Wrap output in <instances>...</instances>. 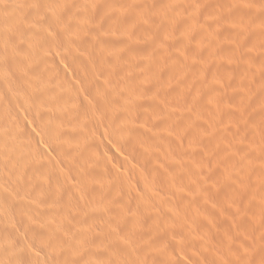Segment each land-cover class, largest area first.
Segmentation results:
<instances>
[{
	"label": "rangeland",
	"instance_id": "374dc122",
	"mask_svg": "<svg viewBox=\"0 0 264 264\" xmlns=\"http://www.w3.org/2000/svg\"><path fill=\"white\" fill-rule=\"evenodd\" d=\"M111 2L112 11L104 8L102 0H0V264H264V0ZM40 11L51 21L49 26L39 22ZM92 27L103 33L100 41L84 39ZM32 29L37 33L31 34ZM120 29L125 33L117 38L115 32ZM68 40L75 43L69 45ZM70 51L81 57L87 53V62L94 52L102 51L105 60L109 52L107 57L113 61H108L113 64L96 67L99 72L93 78L89 68L74 67ZM38 59L44 61L39 65L41 76L25 74ZM109 76L116 94L132 97L134 102L126 108L114 102L98 109L130 107V113L120 115H126L122 120L132 121L138 130L157 123L161 131L168 128L174 150L183 148L184 156L196 150L198 170L181 169L176 152L163 170L160 161L143 159L139 153L138 159L132 144H123L124 149L106 145L110 157L100 142H89L92 158L105 159L91 166L88 176L94 184H84L67 171L69 162L58 148L62 145L50 140L52 128L53 135L67 131L63 120L67 118L60 109L73 111L71 127L81 125L85 116L91 131V124H97L88 115L87 109L92 108L85 105L84 85ZM44 79L51 84L47 81L44 86ZM46 87L51 89L49 95H45ZM39 100L42 106L37 105ZM28 109L34 113L45 109L50 125L42 115L30 121ZM152 109L173 116L161 113L157 123H148ZM22 129L36 136L37 146L28 147V140L21 138ZM42 132L49 135L42 137ZM196 136L202 139L201 145ZM21 163L27 169L21 171ZM48 172L65 175L61 186L65 190L59 189V195L56 190L44 196L49 192L41 195L36 189L39 173ZM98 180H103V186ZM30 196L50 201L56 215L29 218L26 209L17 206ZM105 199L114 207H106L108 213L101 209L107 206ZM65 217L67 224L60 221ZM56 226H65L64 231L58 229L71 239V253H63V261L52 258V246L49 241L43 245L44 235L37 231ZM261 232L258 244L246 251L250 236H261Z\"/></svg>",
	"mask_w": 264,
	"mask_h": 264
},
{
	"label": "bare ground",
	"instance_id": "6f19581e",
	"mask_svg": "<svg viewBox=\"0 0 264 264\" xmlns=\"http://www.w3.org/2000/svg\"><path fill=\"white\" fill-rule=\"evenodd\" d=\"M198 2V1H197ZM103 6H104V8L106 9V10H108V11H112L114 8H115V5L111 2V0H102V3H101ZM148 6V5H147ZM253 6V5H252ZM122 8V7H121ZM254 9V8H253ZM152 10V9H151ZM250 10V9H249ZM255 10V9H254ZM253 10V11H254ZM261 10V9H260ZM246 12V11H245ZM250 12V11H249ZM38 13H40V14H38L39 15V22H42L43 24H47L48 26L50 25V23H51V21L49 20V18L47 17V15H45L44 13H42L41 14V11L40 12H38ZM121 13V12H120ZM159 13V12H158ZM157 13V14H158ZM247 13H248V11H247ZM253 13V12H252ZM153 15V14H152ZM160 15V14H159ZM254 15V14H253ZM102 16V15H101ZM158 16V15H157ZM157 16H155V17H157ZM160 16H162V15H160ZM103 17V16H102ZM150 18H152V17H150ZM155 20V19H154ZM104 22V21H103ZM103 22H100L101 24L103 23ZM154 22V21H153ZM153 22H151V23H153ZM32 24V23H31ZM100 24V25H101ZM104 25V24H103ZM94 26V25H93ZM99 26V25H98ZM102 26V25H101ZM149 26V25H148ZM116 27H118V26H116ZM103 28V27H102ZM101 28V29H102ZM155 28V27H154ZM92 29L93 30H88V31H86V33L84 34V39H86V40H95L96 41V39L98 40V41H100L101 39L100 38H102V34H100L98 31H99V27H92ZM100 29V30H101ZM34 29H32L31 31H33ZM112 30H114V28L112 29ZM126 30V29H125ZM30 31V32H31ZM39 31V30H38ZM115 31H116V29H115ZM115 31H113V32H115ZM123 31L124 30H122V29H120L119 30V32H118V30H117V32L118 33H116L115 32V34H116V36L119 34V36H120V38H122L123 36ZM127 31V30H126ZM182 31V30H181ZM198 31H199V33H204V29H202V28H198ZM85 32V31H84ZM222 32V31H221ZM32 33H37V32H35V30L33 31V32H31V34ZM60 33H62V32H60ZM124 33H125V31H124ZM185 33V32H184ZM206 33V32H205ZM82 34V33H81ZM78 35V34H77ZM125 35V34H124ZM181 35V34H180ZM111 36H113V35H111ZM61 37V36H60ZM67 38H69L68 36H66ZM126 37V36H125ZM128 37V36H127ZM185 37H187V35L185 36ZM105 38V37H104ZM113 38H114V36H113ZM117 38H119L118 36H117ZM117 38H116V40H117ZM219 38V37H218ZM80 39H81V37H80ZM79 39V40H80ZM115 39V38H114ZM70 40H73V39H70ZM85 40V41H86ZM121 41L122 40H125V39H120ZM187 40V39H186ZM129 41V40H128ZM183 41V40H182ZM189 41V40H188ZM202 41V40H201ZM200 41V42H201ZM259 41V40H258ZM71 41H69L68 40V42L67 43H69V45L72 43V42H74V41H72L71 43H70ZM90 42V41H89ZM133 42V41H132ZM184 42H185V40H184ZM184 42H182V43H184ZM187 42V41H186ZM185 42V43H186ZM205 42V41H204ZM75 43V42H74ZM81 43V42H80ZM128 43V42H127ZM85 45L87 44V41H86V43H84ZM94 44H96V43H94ZM98 44V43H97ZM188 44V43H187ZM186 44V45H187ZM214 44V43H213ZM212 44V45H213ZM216 44V43H215ZM75 45H77V44H75ZM88 45H89V43H88ZM90 45H93V44H90ZM78 46V45H77ZM94 46V45H93ZM197 46H198V44H197ZM83 47V49L84 48H86L87 46H82ZM91 46H88V48H90ZM185 47H187V46H185ZM67 49V48H66ZM70 49V48H69ZM72 49V48H71ZM91 49V48H90ZM97 49V48H96ZM68 50V49H67ZM67 50H65V51H67ZM73 50V49H72ZM87 50V49H86ZM89 50H87L86 52H88ZM98 51H100V50H98ZM199 51V50H198ZM84 52V51H83ZM105 52V51H104ZM184 52V51H183ZM71 53V54H70ZM70 53H69V56L71 55V61L73 62V65H74V67L77 69L78 67H87V68H89L88 69V73L89 74H92V75H94L93 76V78H95V77H97L96 76V74H97V72H99L98 71V68L99 67H101V65L102 64H106V65H102V66H107V64H109V63H111L113 60H111L110 58H112V57H107V56H109V55H107V54H109V52H107V54H106V52H105V54H104V56H106V60H105V57H103V56H100V54L102 55V51L100 52V53H97V52H94V57H91L92 55H90L89 56V61L87 62V58L85 57V55L87 54V53H84V57H81V56H79V55H81V54H79V55H77L76 53H74L73 51H70ZM89 54H90V52H89ZM110 54H113V52L112 53H110ZM179 54V53H178ZM258 55V54H257ZM68 56V55H67ZM111 56H114V54L113 55H111ZM176 56H178V55H176ZM184 56V55H183ZM198 56V55H197ZM33 58H35V57H39V56H32ZM42 58H43V56H42ZM64 58V57H63ZM109 58V59H108ZM116 58V57H115ZM182 58V57H181ZM189 58V57H188ZM198 59H199V57H197ZM255 58V57H254ZM262 58V57H261ZM264 58V57H263ZM14 59V58H13ZM32 59V58H31ZM44 59H46V58H44ZM87 59V60H86ZM114 59V58H113ZM252 59V58H251ZM259 59V58H258ZM111 61V62H109V61ZM176 60V59H175ZM174 60V61H175ZM184 60V59H183ZM189 60V59H188ZM195 60V59H194ZM248 60V59H247ZM252 60H254V59H252ZM14 61H18L16 58H15V60ZM34 61V60H33ZM118 61V60H117ZM182 61V60H181ZM200 61V60H199ZM202 62H203V60H201ZM251 61V60H250ZM249 61V62H250ZM255 61H256V59H255ZM259 61V60H258ZM35 62V61H34ZM42 62H44V61H41V59H38V61H37V63H34V64H36L35 66H34V68H32L31 70L29 69V70H24L25 71V74L28 72V73H30V74H34L33 76H37V77H40L41 76V74H42V70L41 69H39L40 68V64H42ZM116 62V61H115ZM114 62V63H115ZM177 62V61H176ZM180 62V61H179ZM179 62H177V63H179ZM261 62H262V60H261ZM260 62V63H261ZM50 63V62H49ZM190 63V62H189ZM205 63V62H204ZM16 64V63H15ZM52 64V63H51ZM111 64H113V63H111ZM111 64H109V65H111ZM116 64V63H115ZM182 64H184V62L182 63ZM245 64V63H244ZM249 64V63H248ZM250 64H251V62H250ZM256 64V63H255ZM259 64V63H258ZM257 64V65H258ZM87 65V66H86ZM203 65V64H202ZM115 67H116V65H114ZM96 67H98V68H96ZM110 67H113V66H110ZM242 67V66H241ZM263 67V66H262ZM109 68V66L107 67V69ZM44 69L46 70V68L44 67ZM100 69V68H99ZM103 69H104V67H103ZM110 70H113L112 72H114V71H116V70H114V67H113V69H111V68H109ZM116 69V68H115ZM239 69H241V68H239ZM264 69V68H263ZM105 70H106V68H105ZM109 70V72L111 73V71ZM244 70H246V69H244ZM258 70V69H257ZM78 71V70H77ZM80 71V70H79ZM77 72V73H79V74H81L80 72ZM104 71V70H103ZM242 71V70H241ZM81 72H84V71H81ZM102 71L100 70V73H101ZM117 72V71H116ZM247 72V71H246ZM249 72V71H248ZM103 73V72H102ZM45 74H47V73H45ZM83 74V73H82ZM244 74H245V72H244ZM255 74V73H254ZM254 74H252V75H254ZM261 74H263V73H261ZM260 74V75H261ZM110 75H112V74H110ZM249 75V74H248ZM251 75V74H250ZM249 75V76H250ZM80 76V75H79ZM262 76V75H261ZM43 77H45L46 78V76H43ZM195 77V76H194ZM193 78V77H192ZM199 78V77H198ZM47 79H48V77H47ZM190 79V78H189ZM45 81H43V85L45 86L46 84H47V81H48V84L50 85L51 84V82L49 81V80H46V79H44ZM96 81L95 82H93L94 84H87V85H84V89H85V93L87 94L86 95V97H85V105L86 106H89V107H91L92 109H87V112L89 113L88 115L90 116V119L92 120V119H94L93 121L94 122H92L91 121V123H95V124H97V126H95L94 124H91V127H92V129H90L91 131H89L88 129L89 128H87V126H86V117L85 116H83V117H81V125H75V126H73V127H71V121H73L72 120V117L74 116L75 117V115H72V113H70V112H73V111H70V110H64L65 109V107H63L64 109H60V110H62V111H64V112H62V114H63V116H66V118L67 119H63V120H66V122H65V125H67V131L66 130H58V132H54L55 134L53 135V128H52V130L51 129H48L49 131L51 130L52 131V135H50V137L52 138V139H50L49 137H47L48 135H49V133H45V132H42L43 133V135H42V137L44 136V133H45V135H47L46 137L48 138V139H50V140H52V142H54V143H58V145H62V147L61 146H58V148L60 149V151H62V153H64L63 155L66 157V159L68 160V162H69V166H68V172H73V173H75V176L79 179V180H81L82 181V183H84V184H91V185H93L94 184V178L93 177H89L88 175L91 173V166H95V165H97V166H99L101 163H102V161H105V159L104 158H101V160L100 159H94V158H92V156L88 153V147H89V142H100L101 143V145L103 146V148H104V150L106 151L105 152V154H107L108 155V153H109V156L110 157H113V155H112V152H110V150H109V148H106V145H108V144H112L115 148H119L120 146L121 147H123V144H125V143H128V144H132L134 147H136L137 149L136 150H138L137 151V154H136V156L138 157V153L139 154H141V157H143V159H145V158H147V159H153L154 161H160L161 162V166H162V168H163V170H165V168H166V165H168V160H169V158H171L172 156H174V154H175V152L177 153V156H179L180 157V159L179 160H177V161H179V164L181 165L180 167H181V169H185L187 172L186 173H188L189 172V169L190 168H192L194 171H196V170H198V168H197V160H198V158H197V154H196V150H192V152L191 153H188V156H184V153H185V150L183 149V148H181V149H179V150H174V148H176L175 146H174V148H172V146H171V144L173 143L171 140L173 139V137L172 136H170V133H169V129L167 128V129H164L165 130V132L162 130H160L158 127H155V126H157V125H159L158 123H157V120L159 119V116H162L161 115V113H160V111L158 112V111H155L154 112V109H152L153 110V113H150L151 115L149 116V120H147L148 121V123H149V121H154V122H156L157 123V125L155 124L153 127H155V128H153L152 127V125H150V127L149 126H147L148 124H145L146 126H140V127H142L141 129L142 130H138V129H140V128H137V125H134V123H132V121H130V120H128V119H125V120H128V122H126L125 120H122L123 119V117H126V115L125 116H123L122 117V115H120V114H126L125 112H127L128 111V113H130L129 111H132V108L131 109H129L130 107L129 106H127V107H129V108H127V109H98V107L99 108H103V107H111V104L112 103H114V102H116L117 104H118V106L119 105H121V106H119V108L120 107H122V108H126V106L125 105H130V103L132 102H134V100L132 101V99L131 98H128V96L127 95H125V96H127V97H124V98H122V96H119V95H117L116 94V92H115V90H114V88H113V85H112V78L109 76L107 79H101V80H99V79H95ZM40 81H42V80H40ZM50 82V83H49ZM38 84H40V83H38ZM47 84V85H48ZM136 84V83H135ZM196 84V83H195ZM194 84V85H195ZM188 85H191V84H188ZM233 85V84H232ZM242 85V84H241ZM40 86H41V84H40ZM184 87H186V88H189V87H187V86H184ZM197 87V86H196ZM231 87V86H230ZM242 87V86H241ZM47 88V89H46ZM45 89H44V91H47V93L45 94V95H47L48 93H50V91H51V89H49V87H46ZM51 88V87H50ZM201 88V87H200ZM82 89V88H81ZM184 89V88H183ZM229 89H231V88H229ZM244 89H246V88H244ZM192 90H195V89H192ZM197 90H199V89H197ZM43 91V92H44ZM239 91V90H238ZM245 91V90H244ZM194 93V92H193ZM196 93V92H195ZM233 93H235V92H233ZM49 95V94H48ZM193 95V94H192ZM237 95H235V96H233V99L232 100H234V97H236ZM239 96V95H238ZM55 98V97H54ZM239 98V97H238ZM194 100V99H193ZM192 100V101H193ZM231 100V99H230ZM229 100V101H230ZM241 100V99H240ZM37 101V100H36ZM42 100H39L38 102H36L37 103V105H40V102H41ZM136 101V100H135ZM138 103H140V102H138ZM191 103V102H190ZM242 103V102H241ZM31 104V103H30ZM147 104V103H146ZM243 104V103H242ZM251 104V103H250ZM203 105V104H202ZM40 106H42V103H41V105ZM137 106V105H136ZM212 106V105H211ZM188 107V106H187ZM42 108V107H41ZM96 108V109H95ZM134 108V107H133ZM201 108V107H200ZM211 109H209V110H212V107H210ZM196 109H198V108H196ZM201 109H203V107L201 108ZM201 109H198V110H201ZM205 109V108H204ZM207 109V108H206ZM205 109V110H206ZM242 109V108H241ZM29 110H31V109H28V111ZM44 110L45 109H39V110H36V111H38L37 113L35 112L34 113V111L33 112H30L29 111V118H30V121H32V122H35V121H37L38 119H39V115H42V116H44V118L48 121V123H49V125H50V122L52 121V119L50 120V117H48V114L46 113V112H44ZM150 110V109H149ZM152 110L151 111H148V112H152ZM209 110H206L207 112L209 111ZM123 111H125V112H123ZM135 111V110H134ZM164 111V110H163ZM213 112H214V110H212ZM249 111V110H248ZM120 112V113H119ZM158 112V113H157ZM167 112V111H166ZM165 111H164V113L166 114V116L165 117H170V115L171 116H173L171 113H166ZM173 112V111H172ZM177 112V111H176ZM202 112H204L203 110H202ZM0 113H1V111H0ZM85 114H86V112H84ZM84 113H82V114H84ZM254 113V112H253ZM34 114V115H33ZM36 114H38V115H36ZM74 114V113H73ZM158 114H160L159 116H158ZM174 114V113H173ZM179 114V113H178ZM213 114H215V112L213 113ZM213 114H212V116H213ZM131 115H133V114H131ZM130 115V116H131ZM169 115V116H168ZM176 115V114H175ZM3 116V115H2ZM62 116V117H63ZM86 116H87V114H86ZM120 116L122 117V118H120ZM127 116H129V115H127ZM177 116V115H176ZM211 116V117H212ZM177 117H179V116H177ZM63 118H65V117H63ZM89 118V117H88ZM128 118V117H127ZM172 118V117H171ZM171 118H169V120H171ZM96 119V120H95ZM147 119V118H146ZM62 120V121H63ZM131 120H133V118L131 119ZM160 120V119H159ZM96 121H98V123L96 122ZM141 123V122H140ZM145 123H146V120H145ZM159 123H161V122H159ZM171 124L173 123L172 121L170 122ZM139 124V123H138ZM93 125V126H92ZM21 128H24V126L22 127V125L20 126ZM20 127H18V129H21ZM160 127V126H159ZM24 129H26V128H24ZM47 129V128H46ZM45 129V130H46ZM161 129H163V127H161ZM28 131H26V130H24L23 131V129L20 131V130H18V133H17V135L19 134V131H20V135L22 136H20L19 135V137H21V138H23L24 137V140H28V141H26V143H28L27 145H28V147H32V146H34L35 144H36V140L37 139H35V137L36 136H34V138H33V135H31V133L32 132H30L29 131V129H27ZM47 131V130H46ZM50 131V132H51ZM65 132V133H64ZM204 133V132H203ZM172 134V133H171ZM180 134V133H179ZM198 134V133H197ZM196 133H194L193 135H197ZM210 135V134H209ZM41 136V135H40ZM52 136H54V137H52ZM172 137V139H170V137ZM215 136H217V135H215ZM197 138H195L196 140H198L199 138L198 137H200V136H196ZM201 137H203V136H201ZM213 137V136H212ZM213 138H215V137H213ZM41 139V138H40ZM44 139L46 140V138L44 137ZM192 139H194V137L192 138ZM216 139V138H215ZM219 139V138H218ZM224 139V138H223ZM42 140V139H41ZM210 140V139H209ZM214 140V139H213ZM213 140H211V142L213 141ZM22 141V140H21ZM40 141V140H39ZM44 141V140H43ZM200 141H202V139H199V144H200ZM198 141H194L193 142V144L194 145H196V146H198V143H197ZM215 142H218V141H215ZM225 142V141H224ZM183 143V142H182ZM208 143V142H207ZM207 143H205V145H207ZM210 143V142H209ZM173 144H175V143H173ZM202 144V143H201ZM200 144V145H201ZM212 144V143H211ZM210 144V145H211ZM216 144V143H215ZM13 145H15V144H13ZM38 144H36V146H37ZM193 145V146H194ZM209 145V146H210ZM213 146H214V144H212ZM133 146H131V147H133ZM234 146V145H233ZM125 147V146H124ZM124 147H123V149H124ZM182 147H183V144H182ZM207 148H208V146H206ZM211 147V146H210ZM127 148V147H126ZM178 148V147H177ZM184 148H185V146H184ZM189 148H190V146H189ZM193 148V147H192ZM196 148V147H195ZM194 148V149H195ZM199 148H202V146L201 147H199ZM62 149V150H61ZM129 149V148H128ZM127 149V150H128ZM134 149V148H133ZM186 149V148H185ZM209 149V148H208ZM260 149V148H259ZM38 150H41V149H39L38 148ZM191 150V149H190ZM215 150H217V149H215ZM229 150V149H228ZM263 150V149H262ZM25 151V150H24ZM133 151V150H132ZM187 151V150H186ZM221 151H223V149H221ZM135 151H133V153H134ZM226 152V151H225ZM228 152V151H227ZM23 153V152H22ZM220 153V152H219ZM219 153H218V155H219ZM135 154V153H134ZM186 154H187V152H186ZM225 154H227V153H225ZM21 155V154H20ZM12 157V156H11ZM18 158H19V156H17ZM21 158V157H20ZM140 157H138V159H139ZM142 159V161H144ZM177 159V158H176ZM95 160V162L94 163H92L91 161H94ZM201 160H202V158H201ZM225 160V159H224ZM90 161V162H89ZM176 161V160H175ZM144 162H146V160L144 161ZM199 162V161H198ZM22 164V163H21ZM169 165H170V163H169ZM264 165V164H263ZM127 166V165H126ZM134 166V165H133ZM224 166V165H223ZM199 167V166H198ZM262 168V167H261ZM25 169H27L26 167H25V165L24 164H22L21 165V167H20V170L22 171V170H25ZM130 169H132V168H130ZM246 169H248V168H246ZM245 169V170H246ZM127 170V169H126ZM248 171V170H247ZM254 171V170H253ZM246 172V171H245ZM180 173V172H179ZM258 173V172H257ZM40 174V177H39V179H40V185L39 184H37L38 186H36V189H37V191L39 192V193H42L41 195H44L45 193H48V194H45L44 196H48L49 194L50 195H52L53 194V192H55L56 190V192H58V195H59V191L61 192L62 191V187H64V185H62V184H65V182H66V180H65V175H63V172H56V173H50V172H48V173H46V174H42V173H39ZM194 174V173H193ZM243 174H245V173H243ZM247 174V173H246ZM254 175V174H253ZM245 176H247V175H245ZM255 176H257V175H255ZM254 176V177H255ZM264 176V175H263ZM262 176V177H263ZM34 177V176H33ZM87 177H89V178H87ZM254 177H252V178H254ZM264 179V178H263ZM198 180V179H197ZM238 180H240V179H238ZM14 181H16V180H14ZM4 182V181H3ZM89 182V183H88ZM96 182H98V184L100 185V186H103L102 185V182H103V180H98V181H96ZM185 182H186V180H185ZM6 183V182H5ZM235 183V182H234ZM243 183V182H242ZM242 183H240V184H242ZM2 184V183H1ZM16 184V183H15ZM34 184V183H33ZM201 184V183H200ZM245 184V183H244ZM11 185V184H10ZM67 186H69L68 184H66ZM62 186V187H61ZM67 186H65V187H67ZM256 186V185H255ZM263 186H264V184H263ZM33 187V186H32ZM62 188V189H61ZM195 188H196V186H195ZM201 188V187H200ZM203 188V187H202ZM60 189V190H59ZM59 190V191H58ZM63 190H65V189H63ZM68 190V189H67ZM199 190V189H198ZM263 190V189H262ZM12 191V190H11ZM193 191V190H192ZM37 192V193H38ZM193 192H195V191H193ZM189 193V192H188ZM176 194H177V192H176ZM260 194H261V192H260ZM25 195H27V194H25ZM49 195V196H50ZM54 195H57V193H54ZM263 195V194H262ZM7 196V195H6ZM15 196V195H14ZM29 196V195H28ZM43 196V197H44ZM183 195H181L180 197H182ZM26 197V196H25ZM41 197V196H40ZM40 197H38V196H30L29 197V199H27V200H25L24 201V203H23V201L21 202V201H18L19 203L21 202V203H23L22 205L21 204H19V203H17V204H19V206H17L18 208L20 207V208H23V210L24 209H26L25 211H26V214L28 215V217L29 218H31V219H37L38 217L40 218H45V219H48V217H51V216H53V215H56L55 213H53L54 212V209L52 210L51 209V206H50V204H48V203H50V201H46V200H44V199H42V198H40ZM4 198V197H3ZM189 198V197H188ZM184 199H186L185 197H184ZM5 200H7V199H5ZM58 200V199H57ZM97 200V199H96ZM232 200V199H231ZM14 201V200H13ZM259 201V200H258ZM48 202V203H47ZM53 201H51V203H52ZM56 201H54L53 203H55ZM108 201H106V199L104 200V204L105 203H107ZM110 203L112 202V201H109ZM52 203V204H53ZM55 205V204H54ZM111 206V204H108L107 203V206H103L101 209L103 210V212L105 213H108V206ZM59 206V205H58ZM83 206V205H82ZM14 207V206H13ZM17 207H14V208H17ZM57 207V206H56ZM106 207H108L107 209H106ZM53 208V207H52ZM90 208V207H89ZM95 208H97V207H95ZM111 208H114V207H110V209ZM198 208V207H197ZM16 210V209H15ZM102 210L101 211H98V213L99 212H102ZM17 211V210H16ZM19 211V210H18ZM110 211V210H109ZM20 212H22V211H20ZM90 212V211H89ZM102 212V213H103ZM200 212H202V211H200ZM203 212H205V211H203ZM90 214V213H89ZM94 213H92L91 214V216H94L93 215ZM99 214H101V213H99ZM189 214V213H188ZM201 214V213H200ZM204 214V213H203ZM259 214V213H258ZM35 217H37V218H35ZM54 217V216H53ZM57 217H61V216H57ZM57 217L55 218V219H57ZM44 219V220H45ZM52 219V218H51ZM58 220V219H57ZM57 220H55V221H57ZM67 220L66 219V217L65 218H62V219H60V221H63V223H65V221ZM37 221V220H36ZM35 221V222H36ZM60 221H58V222H60ZM69 222H71L70 221V219L68 220ZM224 221H225V219H224ZM236 221V220H235ZM250 221V220H249ZM44 222V221H43ZM67 222V221H66ZM254 222V221H253ZM62 223V224H63ZM191 223H192V221H191ZM225 223H227V221H225ZM43 224V223H42ZM54 224H58V223H56V222H54ZM65 224H67V223H65ZM195 224V223H194ZM236 224V223H235ZM59 225V224H58ZM60 226V225H59ZM66 226V225H65ZM65 226H64V228H61V227H54V229H49L48 227H49V224H48V227L45 229H43V230H38L37 229V231H41L42 233H41V235H44V237L42 236V238H44V240L45 241H43V245H48V241H49V243L51 244H49L48 246H52V251H50V252H52V254H54L55 256H52V258H57V259H55V260H60L61 259V257H62V261H63V257L64 256H62V254L63 253H65L66 251L67 252H70V246H69V244H70V240L71 239H69L68 237L69 236H65V235H63V233H61L60 232V230H62V229H65ZM261 227V226H260ZM11 228H12V226H11ZM60 230H59V229ZM71 228V227H70ZM263 228V227H262ZM36 231V232H37ZM62 231H64V230H62ZM68 231H70V230H68ZM259 231H261V230H259ZM35 232V233H36ZM209 233V232H208ZM38 234H39V232H38ZM249 234H251V233H249ZM258 233H256V235H257ZM261 234H262V232H261ZM264 234V233H263ZM263 234L261 235V236H256V237H254V235H253V237H251L250 236V238H249V240L247 241V243H246V251L248 250V252H249V250H251L253 247H255L257 244H258V242H259V239H260V237L262 238L263 237ZM33 235V234H32ZM35 235V234H34ZM59 235V236H58ZM72 235V234H71ZM36 237V236H35ZM183 238V237H182ZM203 238H205V237H203ZM206 239V238H205ZM262 239H264V237L262 238ZM203 240V239H202ZM264 241V240H263ZM262 241V242H263ZM205 243V242H204ZM224 243H226V242H224ZM72 244V243H71ZM242 244V243H241ZM221 246V245H220ZM223 246V245H222ZM242 246H244L243 244H242ZM234 247H236V246H234ZM46 248H48V247H46ZM206 248V247H205ZM230 248V247H229ZM229 248H228V252H229ZM240 248V247H239ZM250 248V249H249ZM258 248V247H257ZM244 249V248H243ZM254 249V248H253ZM252 249V250H253ZM51 250V249H50ZM235 251V250H234ZM233 251V252H234ZM222 252V251H221ZM227 252V251H226ZM71 253V252H70ZM225 253V252H224ZM244 253H246V252H244ZM67 253H65L64 255H66ZM219 254V253H218ZM217 254V255H218ZM49 254H47V256H48ZM67 256V255H66ZM216 256V255H215ZM228 256H230V254L228 255ZM237 256V255H236ZM248 256V255H247ZM154 257V256H153ZM155 257H157V256H155ZM216 258V257H215ZM223 258H225V257H223ZM230 258V257H229ZM66 259V258H65ZM64 259V260H65ZM152 259V258H151ZM242 259V258H241ZM168 260V259H167ZM167 260H165V261H167ZM219 260V259H218ZM233 260H234V258H233ZM61 261V262H62ZM66 261V260H65ZM74 261H75V259H74ZM158 261V260H157ZM214 261H216V260H214ZM252 261V260H251ZM69 262V261H68ZM149 262V261H148ZM159 262V261H158ZM218 262V261H217ZM225 262V261H224ZM231 262H233V261H230L229 263H231ZM66 263V262H65ZM251 263V262H250ZM70 264H76V263H72V262H70ZM152 264H155V263H152ZM161 264V263H160ZM222 264V263H221ZM245 264V263H244Z\"/></svg>",
	"mask_w": 264,
	"mask_h": 264
}]
</instances>
